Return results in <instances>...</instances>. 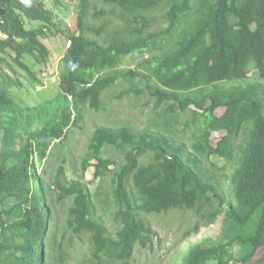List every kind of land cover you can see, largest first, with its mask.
I'll return each mask as SVG.
<instances>
[{
	"label": "trees",
	"instance_id": "16d2710c",
	"mask_svg": "<svg viewBox=\"0 0 264 264\" xmlns=\"http://www.w3.org/2000/svg\"><path fill=\"white\" fill-rule=\"evenodd\" d=\"M52 1L61 7L70 0ZM53 20L45 0H0V66L13 67L11 60L42 84L36 67L48 64ZM66 37L52 98L21 105L0 79V264H69L82 247L75 238L88 246L79 264H136L138 248L152 247L156 233L144 215L173 210L208 223L223 217L224 239L192 242L180 264H264V0H80ZM138 51L151 54V75L119 70L121 58ZM127 76L148 83L120 97L148 89L164 117L154 122L158 130L99 126L81 179L64 182L63 166L45 179L38 165L56 156L85 107L101 110L103 92ZM182 115L195 128L196 156L174 133ZM216 131L225 134L213 145ZM107 146L123 160L107 156ZM215 154L233 165L232 185L236 176V203L225 208L216 183L196 171L205 174L198 156ZM147 155L151 161L142 163ZM91 166L101 179L95 193L83 180Z\"/></svg>",
	"mask_w": 264,
	"mask_h": 264
},
{
	"label": "rangeland",
	"instance_id": "374dc122",
	"mask_svg": "<svg viewBox=\"0 0 264 264\" xmlns=\"http://www.w3.org/2000/svg\"><path fill=\"white\" fill-rule=\"evenodd\" d=\"M45 1L49 8L54 10L53 25L48 29L49 32L53 31L54 34L46 40L51 49L48 64H40L36 67L43 83L36 84L33 82L28 74L17 65H14L11 60L9 62L13 64V67L7 62H4L0 66L1 83H8L11 97L17 103L24 106L38 105L55 95V84L59 82L58 71L60 60L67 47L65 43L67 41L66 36L71 32L75 21V14L79 9L80 3V0H70L60 7L56 6L52 0ZM29 24L36 25L37 22L30 21ZM60 31H63L65 34L58 33ZM150 57V53L139 51L123 56L119 70L127 71L132 69L140 71L143 75H151L150 69L152 68L146 63V60ZM258 75L257 70L251 72V76L253 77H257ZM9 80L13 83H9ZM152 81H156V78H153ZM147 83V79L142 76H127L126 79L120 80L107 88L102 94L103 107L101 110L95 111L88 106L85 107L83 111L84 118L80 122V125L73 126L68 131L66 139L58 146L57 154L56 156L54 155L55 157L53 156V158L51 157L52 159L44 160L38 165L39 173L46 168L47 172L45 175L43 173L42 176L51 181L56 178L59 167L63 166L65 170L61 178L64 182L71 183L73 180L81 179L83 158L88 151L91 136L99 126L105 125L113 128L129 126L134 129L158 130L154 122L157 121L159 124H162L164 117L159 114L162 109L155 108L156 98L150 94L148 89L142 94L131 92L120 97L123 91L133 86L145 89ZM191 107L196 108L194 105ZM223 111L224 108H219L216 110V114L220 115ZM188 114L191 115L190 112ZM186 121L187 116L185 115L177 117L175 124H173L175 126L174 133L178 137V142L185 143L188 153L196 156L193 149V143L196 140L194 136L195 128H186ZM159 127L161 128L159 130L163 131L164 126L161 125ZM224 134L225 131L213 132L211 135L212 144L217 145ZM237 144L239 145V140ZM105 154L117 161L123 160L122 152L115 147L107 146ZM64 157H66V160H64ZM198 158L201 161V169L205 174L197 170L194 164L189 163L184 156V160L195 168L205 180H212L216 183L218 194L220 195L216 194V197L224 202L223 208L236 203V197L234 196L236 192V176L233 185L231 180L233 165L228 164L226 159L216 154L209 158L204 156H198ZM140 161L148 163L151 161V156H143L140 158ZM92 162L96 163L97 160H93ZM95 170L94 166L89 167L83 179L93 193L97 191L101 183V179L95 176ZM1 208L2 206H0V210ZM55 209L58 213V220L64 222L66 219L64 205L57 203ZM107 217L105 219L108 226L113 228L114 222L110 217ZM144 217L150 222L152 229L156 233L154 234L152 247L138 248L135 255L136 264H174V262L180 264L182 255L192 242L205 240L208 244H216L224 239L221 228L222 215H219L213 223H208V219L204 218L201 214L187 210H173L162 215L145 214ZM197 224H200L199 230H196ZM75 242L77 243V247H82L76 248L73 251L69 264H79V260L84 255L85 248H88L84 239L75 238Z\"/></svg>",
	"mask_w": 264,
	"mask_h": 264
}]
</instances>
